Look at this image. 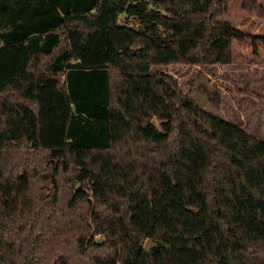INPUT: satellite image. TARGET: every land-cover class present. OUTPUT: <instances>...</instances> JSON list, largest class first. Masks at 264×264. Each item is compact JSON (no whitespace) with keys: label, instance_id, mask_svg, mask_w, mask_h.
I'll list each match as a JSON object with an SVG mask.
<instances>
[{"label":"trees","instance_id":"16d2710c","mask_svg":"<svg viewBox=\"0 0 264 264\" xmlns=\"http://www.w3.org/2000/svg\"><path fill=\"white\" fill-rule=\"evenodd\" d=\"M231 1L0 0V134L20 144L0 145V264H119L93 172L149 184L156 244L134 264H264V140L154 69L264 43L222 18Z\"/></svg>","mask_w":264,"mask_h":264},{"label":"rangeland","instance_id":"374dc122","mask_svg":"<svg viewBox=\"0 0 264 264\" xmlns=\"http://www.w3.org/2000/svg\"><path fill=\"white\" fill-rule=\"evenodd\" d=\"M259 1L264 6V0ZM243 5L244 0H232L222 18L253 35H264V15L249 12ZM233 55L231 64L179 63L154 69L170 72L182 90L207 110L264 140V43L259 41L254 47L250 39L234 41ZM4 109L1 114L11 124H17L11 102ZM154 122L159 125L161 120L155 117ZM0 145L20 146L3 134H0ZM90 183V195L97 206L91 217L95 237L116 244L119 264H134L138 250L148 241L146 232L153 221L149 184L133 192L130 191L132 183L124 177L106 178L95 172Z\"/></svg>","mask_w":264,"mask_h":264},{"label":"water","instance_id":"95a60500","mask_svg":"<svg viewBox=\"0 0 264 264\" xmlns=\"http://www.w3.org/2000/svg\"><path fill=\"white\" fill-rule=\"evenodd\" d=\"M155 244H156L155 241H152L151 239H148V241H147V243H146L144 248L147 249V250H150L151 246H153Z\"/></svg>","mask_w":264,"mask_h":264}]
</instances>
